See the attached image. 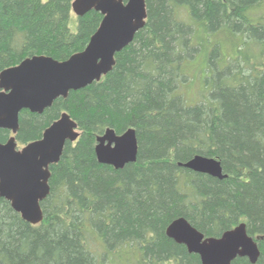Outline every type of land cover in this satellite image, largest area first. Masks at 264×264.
<instances>
[{
  "label": "trees",
  "instance_id": "16d2710c",
  "mask_svg": "<svg viewBox=\"0 0 264 264\" xmlns=\"http://www.w3.org/2000/svg\"><path fill=\"white\" fill-rule=\"evenodd\" d=\"M73 1L0 0V73L83 51L103 17H76ZM146 13L99 82L41 115L20 113L19 147L62 113L80 136L49 168L41 224L0 198V264H201L165 234L179 218L205 238L244 223L264 264V0H146ZM130 128L137 161L98 163L96 139ZM10 137L0 130V143ZM197 155L218 160L227 177L178 166Z\"/></svg>",
  "mask_w": 264,
  "mask_h": 264
},
{
  "label": "water",
  "instance_id": "95a60500",
  "mask_svg": "<svg viewBox=\"0 0 264 264\" xmlns=\"http://www.w3.org/2000/svg\"><path fill=\"white\" fill-rule=\"evenodd\" d=\"M72 13L82 17L90 11L102 15V21L85 49L65 61L34 56L0 73V130L11 137L0 143V198L9 202L13 211L32 226L43 222L41 203L50 193V166L60 161L66 143L79 139L77 124L66 113L53 122L42 137L23 147L17 145L19 115L27 110L41 115L59 98L83 89L110 73L115 55L132 43L146 25V0H74ZM98 163L121 170L137 161L136 131L128 129L121 135L107 129L96 139ZM178 166L219 180L223 174L216 159L194 156ZM166 236L183 245L189 254L197 255L201 264H231L247 258L255 264L260 252L241 223L220 238H205L184 218L174 220Z\"/></svg>",
  "mask_w": 264,
  "mask_h": 264
},
{
  "label": "rangeland",
  "instance_id": "374dc122",
  "mask_svg": "<svg viewBox=\"0 0 264 264\" xmlns=\"http://www.w3.org/2000/svg\"><path fill=\"white\" fill-rule=\"evenodd\" d=\"M192 92H193V91H192ZM192 92L189 93V94H187V97H188V98L192 97V94H193ZM19 148H20V147H19Z\"/></svg>",
  "mask_w": 264,
  "mask_h": 264
},
{
  "label": "bare ground",
  "instance_id": "6f19581e",
  "mask_svg": "<svg viewBox=\"0 0 264 264\" xmlns=\"http://www.w3.org/2000/svg\"><path fill=\"white\" fill-rule=\"evenodd\" d=\"M131 129V128H130Z\"/></svg>",
  "mask_w": 264,
  "mask_h": 264
}]
</instances>
